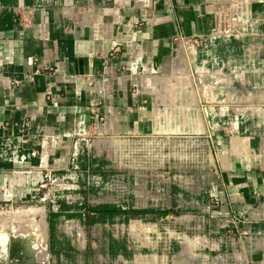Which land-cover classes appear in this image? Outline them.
<instances>
[{
    "label": "crops",
    "instance_id": "1",
    "mask_svg": "<svg viewBox=\"0 0 264 264\" xmlns=\"http://www.w3.org/2000/svg\"><path fill=\"white\" fill-rule=\"evenodd\" d=\"M257 14L264 17V0H0V124L24 135V150H38L30 161L0 162V207L39 197L44 173L68 169L78 141L181 142L182 136L198 134L211 141L214 154L218 149L217 205L208 208L217 230L252 239L242 257L217 254L210 264H264V130L248 133L231 118L203 124L202 97L192 95L186 79L172 77L176 37L206 34L236 18L251 22ZM209 95L217 98L212 90ZM94 150L110 151L104 145ZM140 194L136 190L134 198ZM184 196L163 189L161 203L175 205L156 211L164 215L160 220L174 217L164 229L201 223L198 207L187 210ZM43 207L35 209L42 208L40 249L0 257V264H60L68 257L50 251ZM67 212H60L58 227L73 219ZM93 223L89 232L83 225L77 241L66 238L70 246L85 250L86 235L100 224ZM183 242L182 255L172 253L175 241L168 238L160 254L117 257L112 264H204L208 257L185 253L188 240Z\"/></svg>",
    "mask_w": 264,
    "mask_h": 264
},
{
    "label": "rangeland",
    "instance_id": "2",
    "mask_svg": "<svg viewBox=\"0 0 264 264\" xmlns=\"http://www.w3.org/2000/svg\"><path fill=\"white\" fill-rule=\"evenodd\" d=\"M213 30L219 31V36L205 44L194 43L198 50L192 57L188 55V62L183 64L176 58L179 63L176 62L172 77L186 79L192 95L202 97L203 124L231 118L244 124L248 133H258L264 130V17L257 14L251 22L236 18L234 22L218 24ZM192 58H196V63L190 62ZM211 90L217 98L209 95ZM216 102L220 107L215 106ZM180 141L174 137L78 141L73 148L76 153L73 165L54 171L42 188L39 197L44 200L0 207V257H18L40 249L44 240L40 223L42 208L35 209L43 205L47 221L51 217L50 251L54 252L55 248L68 255L60 264H89V260L91 264H101L103 260L105 264H112L117 257L160 254L162 243L168 238L175 241L171 247L174 254L180 252L181 244L188 240L183 248L185 253L208 257L204 264H210L211 257L217 254L242 257L243 249L252 239L234 236L225 229L218 231L208 212V208L217 205L213 193L216 145L214 154L211 141L206 142V138L198 134H187ZM98 145L110 151L95 152ZM163 189L182 191L186 209L195 210L197 206L201 223L188 228L172 224L169 230L164 229L174 217L160 220L164 215L155 212L166 208L174 210L175 205L161 203ZM136 190L142 193L137 199L134 198ZM57 203L61 214L68 210L64 215L73 218L63 219L66 224L63 223L62 228L56 222L59 215L50 216L49 212L54 213L51 204ZM121 205L153 212L129 215L126 220L119 216L111 221L89 213L92 208ZM101 221H105L104 224ZM90 222L93 227V222L100 224L96 229L91 227L90 237L86 235L90 239L86 249L70 246L66 238L77 241L78 235L84 234L83 225L89 232ZM194 247H197L196 252Z\"/></svg>",
    "mask_w": 264,
    "mask_h": 264
},
{
    "label": "built area",
    "instance_id": "3",
    "mask_svg": "<svg viewBox=\"0 0 264 264\" xmlns=\"http://www.w3.org/2000/svg\"><path fill=\"white\" fill-rule=\"evenodd\" d=\"M94 0H87L88 3L93 2ZM104 3L109 2L110 0H100ZM220 32L211 30L209 33L198 35V36H191V37H184V36H178L175 38L174 42V55H173V67L175 70V66L177 67V63H179L178 59L180 60V63L188 62V55L192 57V55H195L198 50V43L205 44L206 42H212L216 37H218ZM194 43H197L194 45ZM178 57V59H176ZM177 60V61H176ZM190 60V59H189ZM192 64L196 63V58H192L190 60ZM204 63V61H203ZM185 70V69H184ZM198 80L199 83V79ZM202 80V79H200ZM211 81V80H210ZM26 123L24 127L20 129V134L24 132ZM8 126L4 124H0L1 128V134H0V162H8V163H17V162H24V161H30L33 158H35L38 154V150L32 149L29 151H26L22 147L24 135H15L12 133L7 132ZM37 130H42L41 126L36 127ZM76 156V153H73V159ZM73 159L71 160V165H73ZM51 171H46L44 173V180L41 184V187H45L47 183L51 180ZM44 200V197H35L31 196V200ZM5 206V205H4ZM2 207V206H1ZM123 209H126L125 206L121 205ZM51 209L54 210V212L59 211V204L56 205L51 204Z\"/></svg>",
    "mask_w": 264,
    "mask_h": 264
},
{
    "label": "trees",
    "instance_id": "4",
    "mask_svg": "<svg viewBox=\"0 0 264 264\" xmlns=\"http://www.w3.org/2000/svg\"><path fill=\"white\" fill-rule=\"evenodd\" d=\"M149 210L145 209H134V208H126L123 209L122 207L117 206H100L96 208H92L89 210V213L91 214H97L99 218L108 219V221L113 220L115 217L124 216V220L127 219L129 215H138L140 213L148 212ZM50 216L54 214V216H58L60 214V211L54 212L49 211ZM153 212V211H149ZM157 213V212H155ZM49 227L51 226V217L48 219Z\"/></svg>",
    "mask_w": 264,
    "mask_h": 264
}]
</instances>
